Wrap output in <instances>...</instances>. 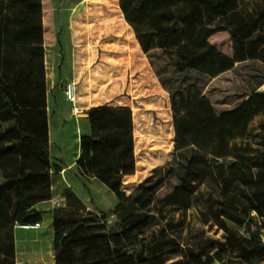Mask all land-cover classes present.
Masks as SVG:
<instances>
[{"label":"trees","instance_id":"1","mask_svg":"<svg viewBox=\"0 0 264 264\" xmlns=\"http://www.w3.org/2000/svg\"><path fill=\"white\" fill-rule=\"evenodd\" d=\"M83 1L94 3L85 22L89 43L112 31L124 34L125 20L147 57L160 51L170 59L180 78L175 87L153 61L150 64L170 95L175 139L190 147L174 153L168 164L126 194L123 177L135 169L132 112L88 109L90 133L81 135L75 163L81 175L95 177L117 202L107 213L97 214L87 210L70 187L64 189L65 204L53 210L54 264H201L194 260L196 254L186 260L169 256L170 247L177 246L173 228L181 222L167 220L162 209L190 208L194 192L203 184L210 192L204 198L205 211H199L200 220L224 234V240L209 242L216 249L212 259L219 264L264 260V224L256 220H264V123L246 141L231 144L228 160L211 157L209 125L240 107L241 101L231 109L217 110L204 85L184 84L190 72H200L210 81L236 63L251 59L264 64V26L253 33L252 20L239 11L238 0H164L166 4L154 8H147L144 0H119L122 15L117 0ZM256 18H264V8ZM220 20L230 33L231 55L209 41L216 31L211 26ZM112 45L101 44L105 49ZM263 83L264 79L240 98L251 96L264 108V94L255 92ZM46 97L42 0H0V264H16L15 226L40 222L32 206L51 198ZM161 171L166 175L155 178ZM171 176H176V185L156 199L165 178ZM154 203L160 209L152 213L149 207ZM109 215L115 219L111 232L105 224ZM227 220L242 226L246 235L229 228ZM206 262L210 263L208 256Z\"/></svg>","mask_w":264,"mask_h":264},{"label":"rangeland","instance_id":"2","mask_svg":"<svg viewBox=\"0 0 264 264\" xmlns=\"http://www.w3.org/2000/svg\"><path fill=\"white\" fill-rule=\"evenodd\" d=\"M144 1L147 8L166 4L164 0ZM93 6V2L83 0H44L45 37L49 34V36L56 38V41L59 42L53 47L54 52H52L53 55L50 57L49 68L45 69L44 67L48 83L53 84L51 99L60 96V94L65 95L63 88L65 89L66 80L62 81V78L68 79L70 81L69 84H73L71 87L74 94L79 96L78 100H86L90 104L102 105L110 100L126 97L131 104L130 110L132 112L133 137L136 144L137 159L145 161L144 152L149 151L150 153L147 154V157L153 158L157 155L161 157V152H167L166 149H168L170 144L168 134L170 117L166 95L163 97L160 93L153 91V83L158 81V78L150 61H153L154 66L161 70L164 80L172 87L180 83L179 75L174 72L170 59L160 54V51L152 54L150 58L142 53L133 29L126 24L125 20L124 34L122 32L116 34L112 31L108 35L100 37L101 39L99 40L92 39L89 43L85 37V22L88 15L93 14ZM117 6L118 13L122 15L119 8V0H117ZM262 8H264V0H238L239 11L245 18L252 20L253 33L261 30V27L264 26V18H256ZM211 27L215 28L216 31L210 35L209 41L221 52L231 55L232 42L230 33L224 28L222 20ZM177 28L180 29L181 25L178 24ZM123 39H126L125 42H123ZM116 40H118L120 45ZM104 41H109L114 46L112 45V47L105 49L101 46ZM124 52L127 56V58H124L125 60L122 59ZM61 59L65 62L59 70V67L53 66V62H58ZM70 60L73 63L75 62L76 70L70 69L71 65L68 64ZM66 69H70V71ZM205 79L200 72L194 71L186 76L184 84L204 85L205 94L211 99L217 110L231 109L241 101L240 107L223 114L219 121L209 125L212 141L207 154L225 161L229 159L230 146L233 142L246 141L248 134L256 133L259 124L261 122L264 123V108L260 107L251 96L240 98L245 92L264 79V64L258 60L250 59L236 63L232 70L210 81ZM205 82L206 84H204ZM60 90L63 92L60 93ZM255 92L264 94V83ZM168 99H170L169 93ZM154 101L158 102L156 107L151 104ZM70 106V103H62L60 110L62 114L66 115H63L64 122L59 128L56 125L52 126V142L50 145L53 154L61 153L65 164L72 161L76 150H78V138L80 134L84 135L87 131L85 127L88 124V121H81L78 129H76L75 118L68 116ZM53 123H56V117ZM235 123H237V127L233 128L230 126ZM158 125L160 126L159 128L157 127ZM157 131L161 132V138L157 136ZM253 140V138L248 139L250 142H253ZM144 144H146L145 147L143 146ZM189 147V143L179 141L174 146V153ZM165 173L166 171H161L156 174L155 178L164 176L166 175ZM134 180V182L123 183L126 194L131 193L143 181V179L138 178ZM95 182L89 186L92 188V196L90 195V197L93 199L94 205H99V207L104 209L111 208L113 203L115 204L117 201L114 193L101 182ZM176 182V176L166 177L163 186L155 194L156 199L162 198L169 193L176 185ZM135 184L137 185L133 188ZM209 192L210 189L207 184H203L194 192L190 208L184 211H176L172 207L162 209L167 220L181 222L179 228H173L178 247L175 245L170 247L173 251L169 253L170 257L186 260L190 254H196L197 256L194 260H199L201 264H219L215 259H212L216 249L214 246H209V242L210 240H224V234L215 226L203 224L199 215L200 210L205 211L206 209L204 198ZM89 203L91 202L89 201ZM158 208L160 209L155 203L149 207L152 213ZM256 220L264 224L263 219ZM114 223L115 219L113 216L109 215L106 217L105 224L108 231L111 232L113 230ZM227 224L229 228L237 233L246 235L242 226L230 220H227ZM25 246L28 249L35 247L29 240H25ZM54 254L55 246L53 243L51 255L45 257L44 261L36 263L24 261L19 264H54ZM207 256L210 258V263L206 262ZM25 259L32 262L34 256L27 255ZM186 264H191V262Z\"/></svg>","mask_w":264,"mask_h":264},{"label":"crops","instance_id":"3","mask_svg":"<svg viewBox=\"0 0 264 264\" xmlns=\"http://www.w3.org/2000/svg\"><path fill=\"white\" fill-rule=\"evenodd\" d=\"M45 7H44V0H42V22H43V47H44V67L45 69L49 68L50 64V57H52L54 52V48L56 46V43H59L56 41V38H52L51 36L45 37L46 35V28H45ZM127 24V23H126ZM128 25V24H127ZM47 38V39H46ZM139 46V44H138ZM143 53V52H142ZM125 60V59H124ZM64 60H59L58 62H53V66L59 67V70L61 68V65L64 63ZM67 62V60H66ZM71 65L70 69L76 70L77 67L75 66V62L73 63L71 60L68 63ZM70 69H66L67 71H70ZM65 84H68L70 81L68 79L62 78V81H65ZM47 84V97H46V112H47V131H48V148H49V156H50V172L51 180H50V190H51V198L48 200L40 201L32 206V209L39 213L41 216L40 222L33 224V225H16L14 228V245H15V261L16 264H19L21 262L26 261L27 263H36L39 261H44L45 257H49L52 252V244H53V210L56 207L54 204V200L57 198L61 205L63 206L65 204V199L62 196V193L64 189L70 187L75 194L82 200V202L85 204L87 210L93 211L97 214L107 213V211L111 210L115 204L111 206V208L104 209L102 207H99V205H94L93 199L90 197L92 194V188L91 184L96 183L97 180L95 177L81 175L77 166H76V159L79 155V139L81 137L80 134L78 138V150H76V153L70 163H63V159L61 156V153H52L51 151V136H52V126H57L58 128L62 125L64 122V117L62 114L60 108L63 102L70 103V111L68 116L75 118V127L78 129L81 121H88L87 127L85 129L87 130L84 134L90 133V124L89 119L86 116V111L92 107H107V108H127L131 109V104L127 100L126 97H121L118 99L110 100L109 102L99 105L96 103H89L86 102V100H78L79 96H76L75 94V102L71 103L65 95L60 94V96L51 99V90L53 89V84L48 83V80L46 79ZM126 85V80L124 81V89ZM64 90V88H63ZM153 91L160 93L163 97H166V103H167V109L169 110V121H168V134H169V142L168 149H166L167 152H161V157L157 155L156 157H147V154L149 152H144L146 159L145 161H140L137 159L136 155V144L134 140V157H135V169L133 174L125 175L123 177V183L128 182H134L136 178L138 179H145L147 176L151 175L155 170L163 167L164 165L168 164L173 156L175 148L174 146L178 141L175 139L174 135V127L172 122V112L170 107V102L168 99V93L162 88V86L159 84L158 81H155L153 83ZM63 91L60 90V93ZM165 93V94H164ZM77 97V98H76ZM77 99V100H76ZM154 107L158 105V102L154 101L151 102ZM73 108L75 110L73 111ZM56 117V123H53V120ZM84 123V122H83ZM160 127L159 125L157 126ZM160 131V130H159ZM132 132H133V122H132ZM157 136L161 138V132L157 131ZM134 138V137H133ZM159 143V141H157ZM144 147L146 144L143 145ZM157 146V145H156ZM161 146V145H160ZM58 168V171H55V169ZM139 168V169H138ZM100 182V181H99ZM103 184V183H102ZM137 184L133 185V188ZM122 191L124 190V184L122 186ZM112 192V191H111ZM92 196V195H91ZM89 201L91 203H89ZM117 202V201H116ZM106 210V211H105ZM25 240L31 241L35 247L32 249H28L25 246ZM27 255H33L34 259L32 262L27 261L25 257Z\"/></svg>","mask_w":264,"mask_h":264},{"label":"built area","instance_id":"4","mask_svg":"<svg viewBox=\"0 0 264 264\" xmlns=\"http://www.w3.org/2000/svg\"><path fill=\"white\" fill-rule=\"evenodd\" d=\"M71 85H73V84H69V83L66 84L64 92H65L67 100H69L71 103H74L75 102V94H74V91H73V88L71 87ZM74 110H75V108H73V111ZM54 204L56 206L61 205L60 201L57 198L54 200ZM261 241L264 244V232L261 234ZM257 264H264V260L260 261Z\"/></svg>","mask_w":264,"mask_h":264}]
</instances>
